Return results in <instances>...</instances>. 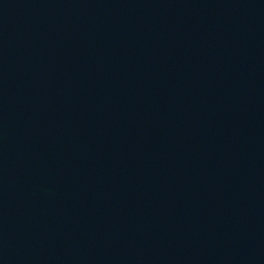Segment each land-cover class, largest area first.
Segmentation results:
<instances>
[{
	"label": "water",
	"instance_id": "obj_1",
	"mask_svg": "<svg viewBox=\"0 0 264 264\" xmlns=\"http://www.w3.org/2000/svg\"><path fill=\"white\" fill-rule=\"evenodd\" d=\"M0 264H264V0H0Z\"/></svg>",
	"mask_w": 264,
	"mask_h": 264
}]
</instances>
